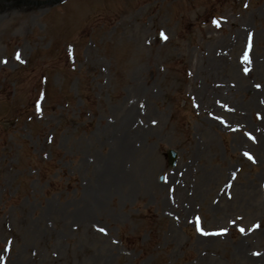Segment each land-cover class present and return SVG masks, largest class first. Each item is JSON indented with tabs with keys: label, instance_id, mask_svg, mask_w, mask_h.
Returning a JSON list of instances; mask_svg holds the SVG:
<instances>
[{
	"label": "rangeland",
	"instance_id": "1",
	"mask_svg": "<svg viewBox=\"0 0 264 264\" xmlns=\"http://www.w3.org/2000/svg\"><path fill=\"white\" fill-rule=\"evenodd\" d=\"M0 264H264V0H0Z\"/></svg>",
	"mask_w": 264,
	"mask_h": 264
},
{
	"label": "snow or ice",
	"instance_id": "2",
	"mask_svg": "<svg viewBox=\"0 0 264 264\" xmlns=\"http://www.w3.org/2000/svg\"><path fill=\"white\" fill-rule=\"evenodd\" d=\"M213 23L215 24L216 21H213ZM161 36H163V33H161ZM245 55H247V54H245ZM257 87H259V86H257ZM249 158H251V157H249ZM99 230H100L101 232H104V231H105L103 228H101V229H99ZM197 230L199 231L200 229L198 228ZM240 231L243 232L244 230H243V229H240Z\"/></svg>",
	"mask_w": 264,
	"mask_h": 264
},
{
	"label": "water",
	"instance_id": "3",
	"mask_svg": "<svg viewBox=\"0 0 264 264\" xmlns=\"http://www.w3.org/2000/svg\"><path fill=\"white\" fill-rule=\"evenodd\" d=\"M168 154H169L170 159H172L174 157V152L172 150H169Z\"/></svg>",
	"mask_w": 264,
	"mask_h": 264
},
{
	"label": "bare ground",
	"instance_id": "4",
	"mask_svg": "<svg viewBox=\"0 0 264 264\" xmlns=\"http://www.w3.org/2000/svg\"><path fill=\"white\" fill-rule=\"evenodd\" d=\"M128 150H129V149L126 150V155H125V157L128 155Z\"/></svg>",
	"mask_w": 264,
	"mask_h": 264
}]
</instances>
